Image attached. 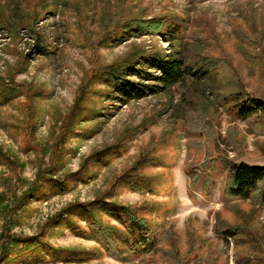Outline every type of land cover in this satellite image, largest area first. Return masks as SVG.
<instances>
[{
    "label": "rangeland",
    "instance_id": "rangeland-1",
    "mask_svg": "<svg viewBox=\"0 0 264 264\" xmlns=\"http://www.w3.org/2000/svg\"><path fill=\"white\" fill-rule=\"evenodd\" d=\"M15 1L0 0V264H264V207L226 203V166L216 161L264 165V126L220 102L235 84L264 97V0H42L33 26L17 30L4 21ZM152 17L179 22L183 37L109 38ZM179 48L221 67L129 103L110 98L97 75L141 50ZM11 86L21 95L5 101ZM99 200L136 208L156 248L118 259L79 214L91 204L126 232Z\"/></svg>",
    "mask_w": 264,
    "mask_h": 264
},
{
    "label": "trees",
    "instance_id": "trees-1",
    "mask_svg": "<svg viewBox=\"0 0 264 264\" xmlns=\"http://www.w3.org/2000/svg\"><path fill=\"white\" fill-rule=\"evenodd\" d=\"M28 0H16L13 13L5 17L4 21L11 28L17 30L22 24L28 28L33 26L41 12L42 0H36V5L27 10L24 8ZM12 3V0L11 2ZM58 2L53 3L57 5ZM4 5H0V10ZM23 14L21 19L18 15ZM122 28V30H121ZM120 30H114L109 38L120 40L128 36L142 35L145 32L160 33L169 45H175L183 37V28L179 22L171 19L152 17L132 18L121 25ZM126 33V34H125ZM39 50L42 45L39 44ZM43 53H46L44 50ZM221 67V60L202 56L199 53L191 57L179 48L175 54H162L153 50H141L132 57H127L105 66L97 75L103 77L111 87L110 98L119 103H129L146 98L150 94H171L174 89L186 85L189 79L205 80L216 73ZM230 86V85H228ZM231 87V86H230ZM225 96H220V102L238 118L248 121L254 128L264 126V97L246 93L242 87L232 86ZM4 93L5 101L20 96L21 92L16 86H11ZM28 95V94H27ZM34 95V94H33ZM28 96H31L28 95ZM4 101V99H2ZM26 112L30 114V124L36 121L32 105H27ZM197 133L198 130L190 129ZM189 130V131H190ZM216 161L226 166V185L224 198L226 203L235 200L256 199L264 207V165L252 164L245 161H236L228 155L220 153ZM193 176L194 173H191ZM196 177V175H195ZM148 184V182H147ZM59 191L66 190L65 183L54 184ZM100 207L107 211L114 219L119 221L126 232L116 227L105 225L97 215L93 205H79V214L88 222L94 236L103 243L104 247L113 252L118 259H129L131 256L146 255L156 248L157 239L150 229L147 221L138 215L137 209L120 204L116 201L106 202L99 200ZM228 236H234L232 229L223 230ZM39 244H36L38 246Z\"/></svg>",
    "mask_w": 264,
    "mask_h": 264
}]
</instances>
